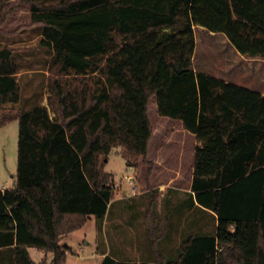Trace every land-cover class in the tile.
Here are the masks:
<instances>
[{
  "label": "trees",
  "instance_id": "16d2710c",
  "mask_svg": "<svg viewBox=\"0 0 264 264\" xmlns=\"http://www.w3.org/2000/svg\"><path fill=\"white\" fill-rule=\"evenodd\" d=\"M27 2L52 74L47 105L4 114L20 99L19 66L13 48L0 46V126L18 118L15 182L0 189V264H65L60 238L107 212L111 149L121 146L128 166L146 157L151 97L203 142L191 189L216 214V232L186 237L169 260L105 255L99 264H264V95L192 61L194 25L264 59V0ZM29 246L52 251L51 260L35 261Z\"/></svg>",
  "mask_w": 264,
  "mask_h": 264
},
{
  "label": "rangeland",
  "instance_id": "374dc122",
  "mask_svg": "<svg viewBox=\"0 0 264 264\" xmlns=\"http://www.w3.org/2000/svg\"><path fill=\"white\" fill-rule=\"evenodd\" d=\"M41 34L42 26L30 21L27 0H0V46L9 44L13 48V59L19 66L16 78L20 85L19 101L6 103L3 107L6 115L18 110L27 111L38 103L47 105L52 51L39 43ZM194 34L192 61L196 70L264 91V59L232 53L231 44H226L227 38L222 32L210 33L194 26ZM148 116L152 125L150 153L144 159L139 158L137 165L131 168L126 164L121 146L111 149L104 164V170L112 173L114 188L107 213L102 219L91 215L83 227L63 235L62 242L72 250L70 253L69 247L65 248L70 253L67 264H71L76 257V264H97L96 259L90 256L94 248L102 251L110 247L115 253L126 243L131 245L132 233L126 228L131 213L142 221L141 230L138 231L142 252L146 254L152 251L149 242L157 248L155 234H152V214L156 203L152 197L156 195L157 184L166 182L169 176L153 174V161L149 159L153 157L151 154L160 136L175 138L178 135L185 139L188 134L182 130L179 120L164 118L158 113L155 97L149 99ZM17 140L18 118L15 116L0 126V187L14 185ZM188 178L187 175L184 177L185 180ZM180 193L183 195L181 200L186 204L187 193ZM32 253L37 260L35 251ZM42 260L49 262L46 258Z\"/></svg>",
  "mask_w": 264,
  "mask_h": 264
},
{
  "label": "crops",
  "instance_id": "0c3cea01",
  "mask_svg": "<svg viewBox=\"0 0 264 264\" xmlns=\"http://www.w3.org/2000/svg\"><path fill=\"white\" fill-rule=\"evenodd\" d=\"M194 26H198L206 31H209L201 25ZM209 32L213 33V31ZM226 44H231V42L227 39ZM230 47L232 53H239L232 44L230 45ZM213 76L224 79L223 77L217 75ZM245 87L258 91L259 93L264 95V91L258 88H253L250 86ZM163 117L175 120L167 116ZM179 122L181 123L180 120ZM182 130L188 134L186 135L187 138L185 139L178 135L175 138L170 137V135L167 137H163V135L160 136L155 143V147L153 150L154 152L151 154L153 157L149 159L153 161V174L155 173L156 175L159 174L169 176L166 182H159L157 184V189L155 191L156 195L152 197V199L155 197L154 201H156L155 206L153 207L154 209L152 214V234H155L154 239L157 240V243L155 245L157 248H154V245L149 242L152 251L146 254L142 252L138 237V231L141 230L140 226L142 225V221H140L139 217H136L131 213V217L126 225V228L132 233L133 238L130 239L131 245L126 243V245L119 249V252L115 253L112 252L110 247L104 248L102 251H99L98 248H94V251L91 252L90 256L96 259L97 264L100 263L101 259L105 255H110L116 260L121 261H151L154 263L160 257H162L164 260H169L176 256L180 242L186 237L192 234L204 235L214 234L216 232V214L198 204L195 200L194 191L191 189L195 148L197 146L202 147L203 142L196 138L195 133L188 131L183 126ZM173 146L174 148H172ZM149 153L150 152H148V154ZM129 167L132 168V166ZM186 175L189 176L187 180L184 179ZM4 188L6 187H0V189ZM180 192L187 193L188 200L186 204L181 200L183 195ZM90 216H88V218H90ZM105 220L108 221L107 217H105ZM73 231H71L70 233H72ZM63 237L64 236L60 238L59 243L69 247L68 244L62 242ZM69 250H71L70 247ZM81 250L84 249L81 248ZM28 251L30 253V256L37 262L41 261L44 258H46L47 261H50L53 256L52 251L46 252L32 246L28 247ZM33 251H35V254L37 255V260L33 256ZM66 253L67 256L65 264H67V259L70 256V253H72V250L70 253L67 251ZM147 255L149 256L147 257ZM77 258L78 257H76L75 260H72L71 264H76Z\"/></svg>",
  "mask_w": 264,
  "mask_h": 264
},
{
  "label": "water",
  "instance_id": "95a60500",
  "mask_svg": "<svg viewBox=\"0 0 264 264\" xmlns=\"http://www.w3.org/2000/svg\"><path fill=\"white\" fill-rule=\"evenodd\" d=\"M178 71H179V72L181 71V68H180V67H178Z\"/></svg>",
  "mask_w": 264,
  "mask_h": 264
}]
</instances>
